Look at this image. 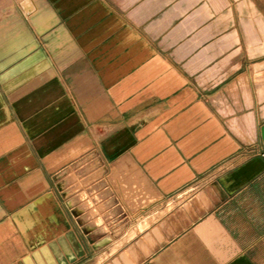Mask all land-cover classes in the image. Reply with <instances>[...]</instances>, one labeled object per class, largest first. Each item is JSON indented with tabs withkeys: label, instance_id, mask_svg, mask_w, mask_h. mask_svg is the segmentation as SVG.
<instances>
[{
	"label": "crops",
	"instance_id": "0c3cea01",
	"mask_svg": "<svg viewBox=\"0 0 264 264\" xmlns=\"http://www.w3.org/2000/svg\"><path fill=\"white\" fill-rule=\"evenodd\" d=\"M33 1L0 19V264H264V57L243 1ZM94 151L176 203L119 248L86 242L62 195Z\"/></svg>",
	"mask_w": 264,
	"mask_h": 264
},
{
	"label": "rangeland",
	"instance_id": "374dc122",
	"mask_svg": "<svg viewBox=\"0 0 264 264\" xmlns=\"http://www.w3.org/2000/svg\"><path fill=\"white\" fill-rule=\"evenodd\" d=\"M242 1L243 7L237 11L236 17L241 22L248 48L257 52L259 58H262L264 57V0ZM34 9L33 0H0V19L10 20L16 15L18 18H25L24 14L29 16ZM128 166L130 162L127 160H121L118 164L104 161L94 151L64 172L60 181L62 195L72 217V223L78 222L80 226L82 225L86 233V236H83L86 242L96 241L97 235L90 232L92 228H97L108 232L107 235L115 243L114 248H119L175 207L174 201L161 202L149 184L145 186L144 178L140 181L137 173L127 170ZM187 195L184 194L180 200H184ZM76 206L79 211L84 212L82 219L80 215L75 219ZM110 209H116L117 214L114 218L106 220L105 216ZM98 237H101V234ZM109 240L105 238L100 244H106ZM99 255L100 258L107 257L106 252L100 251ZM85 259H91L90 252ZM84 263L89 264V262ZM52 264H65V262H52Z\"/></svg>",
	"mask_w": 264,
	"mask_h": 264
}]
</instances>
